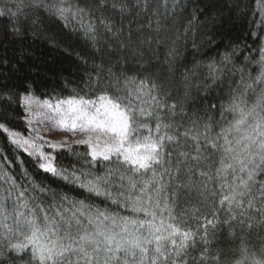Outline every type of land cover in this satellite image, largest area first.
I'll list each match as a JSON object with an SVG mask.
<instances>
[{"label":"snow or ice","instance_id":"snow-or-ice-1","mask_svg":"<svg viewBox=\"0 0 264 264\" xmlns=\"http://www.w3.org/2000/svg\"><path fill=\"white\" fill-rule=\"evenodd\" d=\"M83 3L81 7L75 0H53L48 10L66 25L78 21L93 46L100 29L113 37L122 32L129 13L124 0ZM260 7L264 12V5ZM95 13L100 15L94 21ZM106 13H119L121 27L116 28ZM14 31L19 34L18 29ZM223 59L227 61L229 56ZM93 68L96 77L89 74L87 95L52 102V98L36 97L30 88L15 93L24 132L12 127L6 113L0 112V135L34 157L38 171L88 194L76 199L34 182L29 190L0 172V181L7 183L8 198L14 203V214H8L0 202L5 246L16 253L30 251L28 264H190L195 258L189 249L198 243L203 245L201 262L218 260V256H208L209 228L214 235L221 224L244 227L249 211L264 215V180H257L264 175V90L250 107L235 93L219 108L211 105L212 111H219L218 123L225 125L214 135L211 118L203 130L200 119H194L181 132V125L172 121L177 105L160 96V86L154 81L136 77L121 81L111 68L105 77L103 64ZM208 68L210 74L216 72L214 62ZM257 80L264 83V70ZM245 88L253 89V85ZM12 103L8 98V107ZM34 119L36 124L50 122V128L63 129L69 135L59 142L47 140ZM75 145L87 149L85 167L58 166L53 152H72ZM217 152L221 153L218 162L213 159ZM99 164L104 169L98 174L93 166ZM180 188L195 190L202 203L212 208L210 218L196 206L177 211ZM36 191L50 193L52 202L46 204L42 196L31 194ZM92 197H103L130 214L86 202ZM10 218L11 225L7 223ZM247 227L252 224L248 222ZM251 264H264V260L253 259Z\"/></svg>","mask_w":264,"mask_h":264},{"label":"trees","instance_id":"trees-1","mask_svg":"<svg viewBox=\"0 0 264 264\" xmlns=\"http://www.w3.org/2000/svg\"><path fill=\"white\" fill-rule=\"evenodd\" d=\"M75 2L85 6L83 0ZM124 2L129 13L123 20L122 32L113 37L100 29L93 46L84 37L78 21L66 25L48 10L53 0H0V112L6 113L12 127L21 132L26 129L20 118L21 109L14 102L15 93L30 88L36 97L52 98V102L75 94L87 95L89 74L96 77L94 64H103L105 77L111 68L121 81L126 77L154 81L160 86V96L177 105L172 121L181 125V132L191 127L194 119H200L203 130V124L210 118L213 135L219 132L225 125L218 123L219 111H212L210 106L219 108L234 93L242 96L249 107L256 102L264 90V83L257 80L264 70L261 62L264 12L260 7L264 0H140L139 5L137 0ZM99 15L95 13L92 19L95 21ZM106 15L116 28L121 27L119 13ZM14 29L19 30L18 35ZM224 55L229 60L225 61ZM213 62L216 72L210 74L208 65ZM247 84H252L253 89H246ZM8 98L13 100L11 107H8ZM232 118L230 114L227 116L228 120ZM86 151L85 146L75 145L72 152L54 151L53 154L58 166L80 168L85 167ZM220 156L217 152L213 159L218 162ZM34 159L0 135V172L8 173L29 190L34 182L76 199L88 196L38 171ZM93 169L102 173L104 165H95ZM182 179L186 182L187 177ZM257 180H264V175H258ZM7 187V183L0 181V202L6 213L14 214ZM31 194L42 196L46 204L52 202L50 193ZM177 195V211L196 206L210 218L212 208L202 203L195 190L180 188ZM86 202L121 215L130 214L103 197H92ZM220 218H224L223 212ZM248 222L251 228L247 227ZM7 223L11 225L12 218ZM209 240L208 256H218V260L201 262L203 245L198 243L189 249L190 256L195 258L190 264H251L253 259L264 260V215L249 211L244 227L238 223L221 224L214 235L209 228ZM29 259L30 251L16 253L7 248L0 232V264H28Z\"/></svg>","mask_w":264,"mask_h":264},{"label":"rangeland","instance_id":"rangeland-1","mask_svg":"<svg viewBox=\"0 0 264 264\" xmlns=\"http://www.w3.org/2000/svg\"><path fill=\"white\" fill-rule=\"evenodd\" d=\"M33 123H34L35 126L40 128V130H41L40 134L43 135L44 138L47 139V140L54 141V142H59L64 137L69 135L63 129L56 130L54 128H50V122L36 124V121L34 119ZM45 148L47 149V145L45 146Z\"/></svg>","mask_w":264,"mask_h":264}]
</instances>
